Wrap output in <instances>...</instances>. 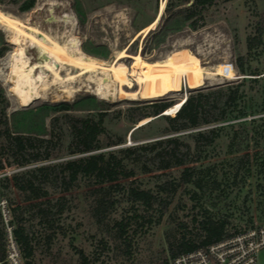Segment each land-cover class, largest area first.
<instances>
[{"label": "rangeland", "instance_id": "374dc122", "mask_svg": "<svg viewBox=\"0 0 264 264\" xmlns=\"http://www.w3.org/2000/svg\"><path fill=\"white\" fill-rule=\"evenodd\" d=\"M162 1L36 0L35 6L27 12L20 10L23 0L18 4L10 0L0 3L3 11L20 16L27 24L39 27L44 32L55 34L53 36L61 41L65 39L69 44L73 42L81 46L84 53L97 57L100 61H112L116 53L126 47L130 53H139L147 60L187 48L199 57L205 67L232 74L228 79H208L204 86L196 89L184 85L176 94L151 100L120 97L103 99L93 92L95 85L81 86L78 82L69 84V88L75 91L66 94L62 91L64 86L53 84L46 92L42 91V97L23 107L10 92L11 83L1 80L0 89L9 102L6 117L11 134L22 133L49 139L55 133L57 141L48 150L52 158L47 160L33 161L36 150L28 148L24 158L31 162L24 166L17 165L11 153H2L0 150V159H3L5 167L21 168L12 174V179L8 178L3 183L14 207L28 203L24 202V195L15 185V175H29L37 168L91 154L71 153L72 129L69 120L72 117L97 118L101 111H107L104 120L106 134L101 137L102 141L107 137L113 141L123 140L120 144L92 153L119 151L170 136L184 138L180 143L183 153L187 148L185 143L191 142L189 134L219 130V137L214 143H208L207 137L200 138L199 147H192L187 157L195 161L193 165L197 167V177L200 178L202 187L195 183L183 184L170 197L168 209L161 218H158L161 207L158 205L149 212L154 217L153 223L134 225L129 254L126 244L114 236L112 223L96 222L89 206L92 202L91 195L88 194L89 188L80 185L72 191L64 192L65 186L60 180L55 181L51 177L42 182L44 189L49 191V196L43 200L50 199L51 204H56L57 201L65 203V208L61 214H56L53 228L44 226L39 217L27 213L26 225L35 236V249L33 256L25 259L26 264L28 261L30 264H83L81 253L90 264H160L165 258H169L170 243L185 235H197L200 231L198 223L205 218L228 219L231 222V232L264 223V77L259 82L247 81L243 84L241 88L245 90L244 98L239 100L236 107L229 108V118L222 122L164 133L172 127L165 116H150V121L141 125L142 127L139 125L140 121H137L145 105L149 103L162 100L174 105L200 91L227 87L239 83L244 77H252L240 72L236 60L239 56L247 55V38L255 33L260 16L264 14V0H220L204 11L206 23L198 29L194 30L190 21L174 22L165 34L148 32L138 36L142 28L156 18ZM165 1L167 4L168 0ZM193 1L190 0L189 4ZM0 50H3V55L0 56V77L7 79L10 78V64L17 46L9 41L7 32L1 26ZM25 54L29 63L45 61L44 53L37 46L27 44ZM131 62L132 59L127 60L128 64ZM245 66L250 70L262 71L264 76V54L248 60ZM39 73L48 81L53 80L51 72L38 68L36 74ZM104 101L110 105L104 106ZM61 102L72 103L74 108L59 110L57 104ZM106 108L108 109L104 110ZM241 111H244L245 116H238ZM165 115L173 116L171 113ZM3 127L1 125L0 129ZM132 129L134 132L129 136ZM4 142L5 138L0 137V147ZM36 146L37 144L34 148ZM47 153L44 148L41 149L43 158ZM149 159L145 160L148 167L155 169ZM180 171L181 168H176L166 173L155 171L146 174L138 168L133 179L142 187L157 189L163 181L177 177ZM114 193L119 198L122 197L119 194H123L122 191ZM62 197L65 198L61 200ZM129 207L128 201L123 200L118 206V212L112 217H118L121 211ZM258 264H264V249L258 254Z\"/></svg>", "mask_w": 264, "mask_h": 264}, {"label": "trees", "instance_id": "16d2710c", "mask_svg": "<svg viewBox=\"0 0 264 264\" xmlns=\"http://www.w3.org/2000/svg\"><path fill=\"white\" fill-rule=\"evenodd\" d=\"M18 4L21 0H10ZM220 0H168L165 11L160 18L155 35L165 34L174 22L190 21L191 27L195 30L206 23L204 11L214 6ZM4 0H0L3 3ZM36 0H23L20 6L21 12H27L35 6ZM247 55L239 56L236 64L242 74L252 77H244L237 84L227 87H218L207 91H200L197 95H190L186 98L175 116L165 115L164 112L173 104L170 101H155L145 105L142 113L137 118L140 121L150 116H165L172 127L164 133L181 132L190 129H196L202 125L222 122L229 118V108L237 106L239 100L245 95V90L241 87L247 81L259 82L264 77L260 70H250L245 65L248 60L255 56L264 54V14H261L255 33L247 38ZM3 50H0V56ZM0 137L5 138L1 144L0 150L8 151L14 157V161L19 166H24L31 160L25 159L24 154L28 148L36 150L32 160L38 162L42 159H51L52 154L49 149L56 145L55 133L52 137H33L22 133L11 134L6 117V110L9 105L3 91L0 89ZM110 103L104 101V106ZM59 110H72L74 105L69 102L57 104ZM108 108L104 109L107 110ZM107 111H101L98 117H72L69 125L72 129V141L70 144L71 153H91L78 159H70L61 164H52L46 167H40L29 173V175H15L14 181L18 190L24 195L26 205L14 207V221L16 224L15 235L22 248L25 259L34 254L35 236L27 227V213L31 216H37L41 224L53 228L56 222V214H61L65 208V203L51 204L50 199L43 200L49 196V191L45 190L42 182L53 177L60 180L65 186L64 192L72 191L80 185L89 188L88 194L91 195L92 202L89 203L93 217L98 224L108 222L112 223L114 236L126 244L127 253H130L132 247L131 231L134 225H145L153 223L154 217L150 211L156 206L160 207V215L167 211L169 199L183 185L195 183L201 185L200 178L197 177L198 171L194 160H189L192 147H199L200 138H208V143L212 144L219 137V130L212 129L208 132L199 131L188 135L190 143H185L186 150L181 151L180 143L184 141L181 136H170L159 140L147 142L141 145L126 147L119 151L95 152L104 147L117 145L123 140L113 141L109 137L102 141L101 137L106 134L104 120ZM240 117L245 116L244 111L239 113ZM237 116V117H238ZM4 117V120L2 118ZM142 127V126H140ZM134 132V131H133ZM132 132V133H133ZM264 137V136H263ZM35 142V143H33ZM37 146L34 148V146ZM46 150L47 155L41 156V149ZM146 158H150L155 169H150ZM12 163H9L11 165ZM3 159H0V169L4 168ZM140 168L143 173L161 171L170 172L176 168H181L180 174L171 180H165L159 184L157 189L142 187L135 179L137 169ZM161 173V174H162ZM43 178V180H39ZM199 178V179H198ZM39 180V181H38ZM123 180H131L124 182ZM115 191L122 196L115 195ZM65 198V197H64ZM63 197L61 198L64 199ZM123 198V199H122ZM123 200L130 204L129 208L121 211L119 216L112 217L118 212V206ZM55 208L57 210L55 211ZM231 222L228 219L205 218L198 223L199 232L195 236H184L169 245V258H165L160 264H172V261L183 253L191 252L199 247L217 243L225 237L235 233L230 230ZM240 231V230H239ZM237 232V231H236ZM50 239V236L48 237ZM0 256H5L3 235L0 233ZM83 264H90L87 257L81 253ZM27 264H30L28 261Z\"/></svg>", "mask_w": 264, "mask_h": 264}, {"label": "bare ground", "instance_id": "6f19581e", "mask_svg": "<svg viewBox=\"0 0 264 264\" xmlns=\"http://www.w3.org/2000/svg\"><path fill=\"white\" fill-rule=\"evenodd\" d=\"M165 7L166 1L163 0L156 18L142 28L138 36L147 34L157 26ZM25 21L20 16H14L0 8V26L7 32L9 41L17 46L10 64V78L3 79L4 76H1L0 81L11 83L10 92L22 107L42 97V91L53 84L64 86L62 91L66 94L75 91L69 88V84L78 82L81 86L95 85L93 92L103 99L120 97L151 100L176 94L184 85L196 89L204 86L208 79H228L232 75L223 70L205 67L199 57L187 48L174 50L161 58L147 60L139 53H130L126 47L119 50L112 61H100L97 57L84 53L81 46L73 42L69 44L65 39H62V42L53 36L55 34L44 32L43 29L40 30ZM27 44L37 46L44 53L45 61L29 63L25 54ZM128 59H132L129 64ZM38 68L51 72L53 80L48 81L43 74H36ZM179 102L171 105L165 112L174 116L178 111ZM150 119H141L139 125Z\"/></svg>", "mask_w": 264, "mask_h": 264}, {"label": "built area", "instance_id": "2783aa9c", "mask_svg": "<svg viewBox=\"0 0 264 264\" xmlns=\"http://www.w3.org/2000/svg\"><path fill=\"white\" fill-rule=\"evenodd\" d=\"M21 168L0 169V233L3 235L5 256L0 264H26L22 248L15 235L14 205L3 183ZM264 249V223L237 231L221 241L199 247L177 256L172 264H258V254Z\"/></svg>", "mask_w": 264, "mask_h": 264}, {"label": "water", "instance_id": "95a60500", "mask_svg": "<svg viewBox=\"0 0 264 264\" xmlns=\"http://www.w3.org/2000/svg\"><path fill=\"white\" fill-rule=\"evenodd\" d=\"M162 16V15H161ZM161 16H160V18H161ZM159 21H160V19H159ZM187 98V97H186ZM186 98L185 99H183V100H181V102H179V104H178V106H179V109H180V107L182 106V104L185 102V100H186ZM178 109V110H179ZM134 131V129H132L131 131H130V134H129V136H131V134H132V132Z\"/></svg>", "mask_w": 264, "mask_h": 264}]
</instances>
